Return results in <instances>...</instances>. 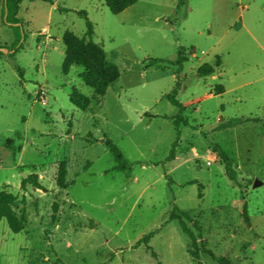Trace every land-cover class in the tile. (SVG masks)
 <instances>
[{"label": "rangeland", "instance_id": "374dc122", "mask_svg": "<svg viewBox=\"0 0 264 264\" xmlns=\"http://www.w3.org/2000/svg\"><path fill=\"white\" fill-rule=\"evenodd\" d=\"M48 1L21 4L13 54L16 30L0 0V264H197L196 251L219 264L206 250L264 264V0H138L119 14L105 0ZM82 10L119 71L103 96L65 55L66 32L85 37ZM217 57L215 73L198 77ZM152 59L167 63L148 67ZM177 79L185 122L166 161L178 113L166 96ZM73 91L88 99L85 110ZM105 138L130 172L114 170ZM174 206L195 244L169 221ZM152 232L151 250L136 246Z\"/></svg>", "mask_w": 264, "mask_h": 264}, {"label": "trees", "instance_id": "16d2710c", "mask_svg": "<svg viewBox=\"0 0 264 264\" xmlns=\"http://www.w3.org/2000/svg\"><path fill=\"white\" fill-rule=\"evenodd\" d=\"M25 1H35V0H4L3 17L5 15V22L10 24L12 28L16 30V40L13 47L16 50L14 51L13 54L18 52V50L21 48V46L16 48L22 39V35L20 32V27L22 25H21V19L19 18L18 15L20 13V6ZM41 1L49 2L48 0H41ZM137 1L138 0H105V5L113 14H119L124 10H126L127 8L134 5ZM185 2L186 0H178V7L183 6ZM63 11L67 12L68 9L64 8ZM77 13L86 20L87 29H86L85 37L79 38L71 32H66L63 36L65 55L68 58L70 57L75 65L83 67L84 71L81 74V77L88 85L92 86L95 89L98 96H103L107 88L111 86L114 82H116V80L119 78V71L117 67H115L114 65H112L107 61L103 45L95 43L93 41L94 26L92 22L89 20L87 12L82 10ZM18 24L20 25L18 26ZM4 49L5 47L0 45V56L3 55L2 50ZM186 62H187V56L185 54V49L179 47L175 62L176 65L178 66L179 71L182 70V67ZM165 63H167V61L163 59H152L148 64V67L160 68V66ZM220 65H221V59L220 57H217L215 66L209 63H205L198 68L197 75L200 78L209 77L215 73V67H219ZM64 67L69 68V66L66 65V63L64 64ZM179 88H180V80L177 79L174 90L166 96L167 100L178 109V113L173 118H171L173 119V123L176 127V139L171 145V150L166 161H172L175 159L176 149L181 135L180 125L185 122L183 116L185 107L176 98ZM220 89L222 88L220 87ZM70 101L72 104H74L76 107L82 110H85L89 104L88 99L76 91L72 92L70 96ZM164 118L169 119L168 117H164ZM10 143L11 141L8 140L7 144ZM104 143L109 149L116 163L114 170L121 172H130L131 162L124 156L120 148L109 138H105ZM214 150L217 156L221 159L222 163L224 164L225 172L228 178L232 181H235L236 172L233 168V164L230 156L218 145H214ZM32 183L34 184V186H40L37 183V181H33ZM6 214H7V210L5 206L0 203V218H5ZM243 214L246 223L249 224L246 204H244L243 207ZM187 220H188V215L183 212H178L177 207L174 206L170 213L169 221H177L181 231L186 236H188V238L192 241V243L195 244L196 243L195 235L194 232L189 228L187 224ZM153 235H154L153 232L149 233L148 235H145L137 242L136 246L145 244V246L151 250L152 248L148 244L150 238ZM206 253L219 264H233L229 259L225 257H218L215 254H213L211 251L206 250ZM193 258L195 259L197 264H202V262L200 261V256L197 251L194 253Z\"/></svg>", "mask_w": 264, "mask_h": 264}, {"label": "water", "instance_id": "95a60500", "mask_svg": "<svg viewBox=\"0 0 264 264\" xmlns=\"http://www.w3.org/2000/svg\"><path fill=\"white\" fill-rule=\"evenodd\" d=\"M4 52H7V50H4ZM254 186L256 187L257 185L255 184Z\"/></svg>", "mask_w": 264, "mask_h": 264}]
</instances>
